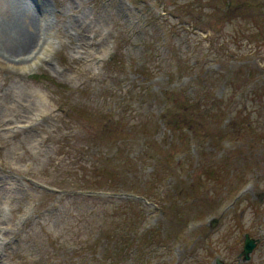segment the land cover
Returning <instances> with one entry per match:
<instances>
[{"label": "rangeland", "instance_id": "1", "mask_svg": "<svg viewBox=\"0 0 264 264\" xmlns=\"http://www.w3.org/2000/svg\"><path fill=\"white\" fill-rule=\"evenodd\" d=\"M128 240L118 264H264V0H0V264Z\"/></svg>", "mask_w": 264, "mask_h": 264}, {"label": "trees", "instance_id": "2", "mask_svg": "<svg viewBox=\"0 0 264 264\" xmlns=\"http://www.w3.org/2000/svg\"><path fill=\"white\" fill-rule=\"evenodd\" d=\"M213 9L215 10V12H217L215 7H213ZM235 10H238V7H236ZM227 13L230 14V11L228 10ZM227 13H226V16H227ZM171 96H173V95L168 96L167 102H166V107L164 109L163 116L165 117L164 118L165 124L167 123L168 126H171L173 124L178 125L179 123H182V119H181L180 115L183 113V119L185 121L184 126H186V122L191 126V123L195 122L196 107H194L192 105V102L189 100L181 102L177 98L174 102H172L174 100V98L170 99ZM171 102H172V104H171ZM178 214L181 217L182 213H178ZM136 236L137 235L135 234L133 237H136ZM142 237H143V240H142L143 245L136 248V250H137L136 255L133 256V257H136L139 259H142V257L146 256L145 251L147 250V237H148L147 231H145L142 234ZM139 238H140V236H139ZM110 241L111 240H108L107 242L109 243ZM96 247H97V243L94 245L95 249H96ZM118 249H120V250H118ZM132 253H133V248L131 247L130 241L128 240L127 242H123L122 246H121V241H120L118 246L115 247V250H113L111 252H106V249L103 248V252H102L103 255L101 254L99 257L104 264H106L108 261L112 264H118L119 262L120 263L125 262L124 260H126V259L131 260L130 257H132L131 256ZM133 261H134V259H133Z\"/></svg>", "mask_w": 264, "mask_h": 264}, {"label": "bare ground", "instance_id": "3", "mask_svg": "<svg viewBox=\"0 0 264 264\" xmlns=\"http://www.w3.org/2000/svg\"><path fill=\"white\" fill-rule=\"evenodd\" d=\"M30 8L31 7L28 8L27 6H25V8L22 10V13H21V16H22L21 17V24L24 26L26 23H28V25H29L28 27H25V29H24L25 32L23 33L21 41H20V43L23 44V47L27 45V42H29V39L31 38V34H33L32 33V21H31L33 16L31 15L32 12H31ZM19 24H20V19H19ZM10 52L14 53L13 49L10 50ZM8 56H11V55L9 54Z\"/></svg>", "mask_w": 264, "mask_h": 264}, {"label": "water", "instance_id": "4", "mask_svg": "<svg viewBox=\"0 0 264 264\" xmlns=\"http://www.w3.org/2000/svg\"><path fill=\"white\" fill-rule=\"evenodd\" d=\"M212 223L215 224L216 221H212ZM256 243H257V240L250 238L248 234L244 236V246H243L242 252L240 253V257L243 261H248L250 259L251 253L256 247ZM216 264H222V262L219 260H216Z\"/></svg>", "mask_w": 264, "mask_h": 264}]
</instances>
